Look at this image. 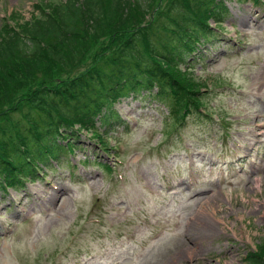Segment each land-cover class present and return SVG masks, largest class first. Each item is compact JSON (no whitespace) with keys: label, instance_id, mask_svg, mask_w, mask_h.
<instances>
[{"label":"rangeland","instance_id":"rangeland-1","mask_svg":"<svg viewBox=\"0 0 264 264\" xmlns=\"http://www.w3.org/2000/svg\"><path fill=\"white\" fill-rule=\"evenodd\" d=\"M60 1L0 0V36ZM168 1L146 0L150 13L129 5L133 23L150 27ZM224 2L223 23L208 20L222 40L203 42L189 73L184 66L170 71L200 85V113L176 124L143 93L115 101L117 125L108 135L99 129L107 145L80 130L76 147L51 158L43 177L0 188V264H247V254L264 253V0ZM176 5L171 21L184 17V5ZM124 19L127 11L109 10L94 29L84 19L73 52L81 61L53 78L43 70L21 78L14 96L85 72L99 47L108 46L103 57L120 45ZM162 33L153 32L154 41ZM1 108L0 124L19 119L21 110ZM233 149L251 155L229 181L215 165L234 160ZM198 215L217 229L205 234L203 217L193 220Z\"/></svg>","mask_w":264,"mask_h":264},{"label":"trees","instance_id":"trees-1","mask_svg":"<svg viewBox=\"0 0 264 264\" xmlns=\"http://www.w3.org/2000/svg\"><path fill=\"white\" fill-rule=\"evenodd\" d=\"M178 1L184 5V17L171 21ZM135 2L144 13L152 11L146 0H62L50 4L38 18L2 32L0 109L5 105L6 112L21 111L19 119L7 117L10 122L4 119L0 124V188H21L24 182L38 179L49 159L76 147L80 130L101 139L95 131L97 125L106 133L115 127L118 114L113 105L121 97L143 93L159 106L165 105L176 122L186 113H200V85L197 87L190 78L188 85L177 81L170 71L177 70L179 64L188 69L198 63L192 53L203 42L212 46L221 41V34L208 20L217 25L224 21L228 10L224 0H170L151 26L146 22L144 28L137 25L140 22L133 23L136 11L128 6ZM109 10L128 12L129 19L122 21L119 46L113 43L115 48L103 57L108 46L99 47L96 62L83 73L37 82L14 96L21 78L33 77L40 70L53 71V78L64 72L68 62L73 65L81 61V54L73 52L81 44L83 20L92 23L94 29ZM128 21L130 25H126ZM172 24L175 27L171 28ZM158 29L163 33L154 41L153 32ZM246 262L264 264V253L247 254Z\"/></svg>","mask_w":264,"mask_h":264},{"label":"bare ground","instance_id":"bare-ground-1","mask_svg":"<svg viewBox=\"0 0 264 264\" xmlns=\"http://www.w3.org/2000/svg\"><path fill=\"white\" fill-rule=\"evenodd\" d=\"M58 189H59V187L56 190H58ZM198 216H199L198 218H197V216L194 217L193 220L196 221V220H198V219L203 217V219L201 220V230H203L205 234H207V231H210V232L212 231L213 232V231H215L217 229L216 224L213 221H211L210 219H208V216H205V215H198Z\"/></svg>","mask_w":264,"mask_h":264}]
</instances>
